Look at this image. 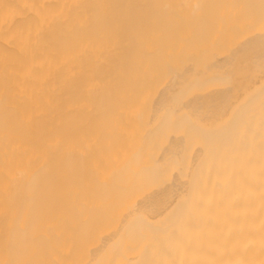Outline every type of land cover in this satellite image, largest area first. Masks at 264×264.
<instances>
[{
  "label": "bare ground",
  "instance_id": "obj_1",
  "mask_svg": "<svg viewBox=\"0 0 264 264\" xmlns=\"http://www.w3.org/2000/svg\"><path fill=\"white\" fill-rule=\"evenodd\" d=\"M0 264H264V0H0Z\"/></svg>",
  "mask_w": 264,
  "mask_h": 264
},
{
  "label": "rangeland",
  "instance_id": "obj_2",
  "mask_svg": "<svg viewBox=\"0 0 264 264\" xmlns=\"http://www.w3.org/2000/svg\"><path fill=\"white\" fill-rule=\"evenodd\" d=\"M212 120L214 121V119H212ZM210 123H211V122H210ZM210 123H209V124H210ZM211 124L213 125L214 122L211 123ZM215 124H217V123L215 122ZM214 126L216 127V125H214ZM208 127H209V126H208ZM215 127L210 126V128H212V132H214V131L216 132L217 129H214ZM228 134H229V133H228ZM225 135H227V134H225ZM213 137H214V136H213ZM223 138H225V137H223ZM230 138H231V137H230ZM213 139H214V138H213ZM223 140H224V139H223ZM227 140H228V139H227ZM227 140H226V141H227ZM213 141H214V140H213ZM229 141H230V139H229L227 142H229ZM227 142H226V144H227ZM224 143H225V141H224ZM224 143H223V146H224ZM213 144H214V145H213ZM213 144H211V146L214 147V146H215V143H213ZM226 144H225V146H226ZM227 145H228V144H227ZM216 147H217V146H216ZM211 148H212V147H211ZM214 148H215V147H214ZM229 149H230V148H229ZM218 154H219V153H218ZM216 155H217V154H216ZM215 157H216V156H215Z\"/></svg>",
  "mask_w": 264,
  "mask_h": 264
}]
</instances>
